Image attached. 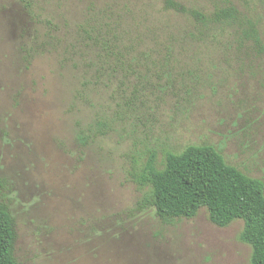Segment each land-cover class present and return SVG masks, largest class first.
I'll return each instance as SVG.
<instances>
[{
	"label": "rangeland",
	"instance_id": "obj_1",
	"mask_svg": "<svg viewBox=\"0 0 264 264\" xmlns=\"http://www.w3.org/2000/svg\"><path fill=\"white\" fill-rule=\"evenodd\" d=\"M37 1L31 23L24 2L0 0V200L15 223L17 262L249 264L241 220L219 228L201 209L166 222L147 206L137 176L151 154L162 169L168 152L210 145L264 184V56L201 46L176 52L169 68L142 66L143 85L122 97L115 85L84 90L83 50L66 48L94 4L126 2L128 14L135 5L155 18V29L166 19L142 8L145 0ZM179 1L205 11L221 5ZM235 2L264 39V0ZM99 118L112 131L78 145V131Z\"/></svg>",
	"mask_w": 264,
	"mask_h": 264
},
{
	"label": "trees",
	"instance_id": "obj_2",
	"mask_svg": "<svg viewBox=\"0 0 264 264\" xmlns=\"http://www.w3.org/2000/svg\"><path fill=\"white\" fill-rule=\"evenodd\" d=\"M141 7L152 9L166 20L155 29V20L134 5L131 14L124 12L126 2H104L90 9L76 27L67 50L79 53L87 71L84 90L110 88L115 85L116 96L127 89L143 85L139 69L144 65L169 68L175 53L196 47H215L235 54L264 56V39L258 22L242 11L235 0H219L211 11L185 4L179 0H145ZM159 1V2H158ZM27 18L34 21L37 0H21ZM139 13H145L144 22H138ZM185 18L186 26L170 24L176 18ZM160 21V18L158 19ZM48 26L52 24L47 22ZM148 51L140 52V49ZM165 54L153 56L152 50ZM87 57V59H85ZM132 79H136L132 87ZM137 90H133L132 94ZM114 94V95H115ZM84 103L91 106L85 92L79 93ZM78 95V96H79ZM80 99V100H81ZM131 103L126 102V107ZM112 126L107 119H95L85 130L76 134V142L87 146L98 137H104ZM151 154L137 176L141 187L148 189L147 206L168 222L172 219H192L201 209L208 212L210 222L225 228L236 220L243 222L239 240L251 248L249 264H264V184L248 177L226 163L223 156L210 145H190L179 153L168 152L162 169L155 166ZM17 232L7 205L0 200V264H19L15 258Z\"/></svg>",
	"mask_w": 264,
	"mask_h": 264
}]
</instances>
